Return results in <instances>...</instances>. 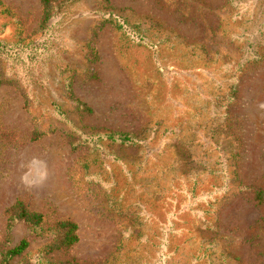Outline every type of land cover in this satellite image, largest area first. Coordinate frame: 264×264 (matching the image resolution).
Here are the masks:
<instances>
[{
  "label": "rangeland",
  "instance_id": "obj_1",
  "mask_svg": "<svg viewBox=\"0 0 264 264\" xmlns=\"http://www.w3.org/2000/svg\"><path fill=\"white\" fill-rule=\"evenodd\" d=\"M40 17L0 0V264H264V0ZM16 200L77 242L7 229Z\"/></svg>",
  "mask_w": 264,
  "mask_h": 264
},
{
  "label": "trees",
  "instance_id": "obj_2",
  "mask_svg": "<svg viewBox=\"0 0 264 264\" xmlns=\"http://www.w3.org/2000/svg\"><path fill=\"white\" fill-rule=\"evenodd\" d=\"M79 0H40L41 17L40 27L43 28L48 21L55 16L60 15L70 4ZM5 50V46L0 44V54ZM257 200L262 202V197L258 194ZM7 229L17 221L24 222L28 229L33 233L52 231L56 233L54 240L49 242L45 249L48 252L55 250H65L77 242L75 231L76 225L68 220H59L51 225H47L40 214L29 211L27 207L16 200L7 210ZM28 246L25 239H21L14 247L10 248L3 254L2 263L8 264L13 258L19 256Z\"/></svg>",
  "mask_w": 264,
  "mask_h": 264
}]
</instances>
